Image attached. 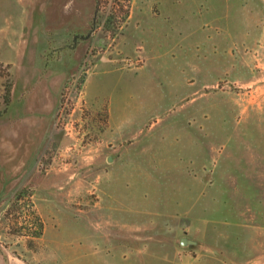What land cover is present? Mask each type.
<instances>
[{
    "label": "rangeland",
    "instance_id": "obj_1",
    "mask_svg": "<svg viewBox=\"0 0 264 264\" xmlns=\"http://www.w3.org/2000/svg\"><path fill=\"white\" fill-rule=\"evenodd\" d=\"M0 264H264V0H0Z\"/></svg>",
    "mask_w": 264,
    "mask_h": 264
},
{
    "label": "water",
    "instance_id": "obj_2",
    "mask_svg": "<svg viewBox=\"0 0 264 264\" xmlns=\"http://www.w3.org/2000/svg\"><path fill=\"white\" fill-rule=\"evenodd\" d=\"M180 242L182 245H194L197 243V241L189 239L187 237H182Z\"/></svg>",
    "mask_w": 264,
    "mask_h": 264
}]
</instances>
